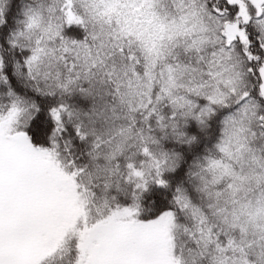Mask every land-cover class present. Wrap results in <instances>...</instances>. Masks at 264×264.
<instances>
[{"label":"snow or ice","instance_id":"obj_1","mask_svg":"<svg viewBox=\"0 0 264 264\" xmlns=\"http://www.w3.org/2000/svg\"><path fill=\"white\" fill-rule=\"evenodd\" d=\"M0 264H264V0H0Z\"/></svg>","mask_w":264,"mask_h":264}]
</instances>
